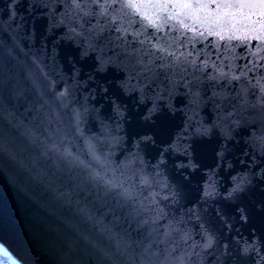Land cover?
Listing matches in <instances>:
<instances>
[{"label": "water", "instance_id": "1", "mask_svg": "<svg viewBox=\"0 0 264 264\" xmlns=\"http://www.w3.org/2000/svg\"><path fill=\"white\" fill-rule=\"evenodd\" d=\"M8 3L9 0H0V128L6 126L8 120L22 122L26 127L37 129L38 134H42L41 139L47 138L49 143L67 146L85 160H91L85 139L99 140L102 151H111L113 162L122 164L131 153L138 151L135 145L140 135H152L153 121L167 113L172 142H177L180 137L183 144L196 143L202 146V150L190 152L197 164L195 170L179 167L181 163L188 164L187 156L175 151L164 154L166 163L158 169L161 176L155 179L167 181L179 193V198L177 203L171 199L164 201L162 196L168 194V190L161 192L157 199L168 212V218L156 226L141 222L147 219V214H129L127 207L120 210L113 197H104L103 191L86 199L80 196L82 203L78 207L87 206L91 215L89 218L78 213L76 206L55 200L45 186L25 182L26 191L21 192L10 183L7 174L0 173V244L9 247L21 264H59V246L71 233L70 225H76L92 241L113 251L117 241L128 242L131 247L122 257V262L139 264L140 254L148 245H152L153 250L175 245L178 255L184 251L193 253L190 245L193 242L203 244L206 231L214 239L213 247L203 251L196 247L194 252L200 255L191 254L187 258L189 264H262L264 215H261L260 206L264 200V180L259 173L264 169V154H261L264 153V140L261 139L264 138V105L258 103V90L250 92L245 100L238 95V85H225L223 89L205 85L200 89L199 97L178 87L171 96L173 109L169 111L166 105L170 82L163 76L152 81L141 76L138 79L140 86L144 87L145 97V102L141 103V92L129 93L119 89V83L126 75L122 70L97 72L96 53L82 56L83 47L66 38L68 24L52 26L51 9L43 5H55L59 0H21L14 23L6 12ZM63 11L62 6L58 7L55 13L57 19ZM95 22L94 19L91 21L92 24ZM13 37L20 41L22 51L16 54L15 59H9L5 45L11 47ZM100 43L102 45L103 40ZM109 54L105 50V55ZM34 58H39L40 70L32 67L31 71L44 81L39 89L33 86L29 75ZM42 73H47L48 77L45 78ZM48 79L55 81V92L47 87ZM9 80L11 89L6 83ZM136 83V80L132 81V84ZM65 84L73 85L72 102L67 108L56 96ZM103 87H108L109 92L104 93ZM213 91H223L225 95L214 96ZM158 92L165 97L159 101L161 111L151 121H145L143 117ZM117 105L126 113L123 119L117 113ZM85 107L88 112H84ZM73 109L82 113L79 128L83 136L77 131ZM233 121H239V126ZM200 123L205 126L218 124L219 127L210 136L191 135L186 138L189 133L185 130L190 128L194 133ZM222 128L231 130V139L225 138ZM20 143L28 146L29 142L20 137ZM163 147L167 145L160 146ZM222 151L223 156L220 155ZM32 152L38 155L37 149L33 148ZM158 152L155 145H141L140 155L148 165L146 173L157 171L152 165L159 160ZM43 163L51 166L52 162ZM61 166L64 176L70 173L72 176L80 174L81 179L87 177L83 169H70L67 161H62ZM232 176L238 179L247 177L252 182L242 198L228 200L225 197L233 186ZM213 183L219 194L205 197V187ZM88 187L95 193L92 185ZM64 190L62 187L61 191ZM152 190L160 191V187L155 186ZM144 195H148V190ZM246 205L254 207L255 211L246 212L248 218L241 219L239 209ZM109 208L115 210V216ZM181 220L183 222L179 223V227L189 232L192 239L181 243L180 234L174 233L166 243H161L164 237L160 233L165 230L168 221L175 224ZM154 227L159 231L154 232ZM245 242L256 244L259 255L256 252L243 254ZM129 256L134 259L130 260ZM80 264L101 262L94 255H85Z\"/></svg>", "mask_w": 264, "mask_h": 264}, {"label": "snow or ice", "instance_id": "2", "mask_svg": "<svg viewBox=\"0 0 264 264\" xmlns=\"http://www.w3.org/2000/svg\"><path fill=\"white\" fill-rule=\"evenodd\" d=\"M20 2L9 0L6 6L7 15L13 23ZM43 6L51 9L49 15L53 27L68 24L69 34L66 38L83 47L82 56L96 53L97 72L120 69L126 74L119 83V89L129 93L139 91L143 99L144 87L140 86L138 77L143 76L152 81L163 76L171 84L167 89L169 111L173 109L171 96L178 87L199 97L200 89L205 85L220 89L225 85H238V95H242L245 100L250 92L258 90V103L264 105V0H59L55 5L45 3ZM60 6L64 11L59 13L57 19L55 13ZM93 19L95 24L91 23ZM5 47L9 59H15L16 54L22 51L16 37L12 38L11 47ZM105 50L110 54L105 55ZM32 67L40 70L39 58H34L29 68L32 84L39 89L44 81L31 71ZM42 75L48 77L47 73ZM133 80L137 81L135 85L132 84ZM6 83L11 89V81ZM47 87L55 92V81L48 79ZM72 89L73 85L65 84L62 91L56 92L57 99L65 108L72 102ZM102 90L104 93L109 92L108 87ZM213 95L223 96L225 93L213 91ZM163 99V93L159 92L153 98L154 101ZM73 111L81 122L82 113L77 109ZM88 111L85 107L84 112ZM152 117L149 111L144 119L151 121ZM233 123L239 126V121ZM153 124L152 135H140L135 145L138 151L131 153L124 163L116 164L111 159V151H102L99 140L85 139L87 154L91 157V160H85L67 146L49 143L47 138L41 139L42 134H38L37 129L8 120L6 126L0 128V173L7 174L10 183L21 192L26 191L25 182L45 186L55 200L76 206L78 213L89 218L91 215L87 206L78 207L82 203L80 196L86 199L103 191L104 197H113L120 210L127 207L129 214H147V219L141 222L156 226L167 220L168 212L161 206V200L157 199L159 193L152 189L155 186L167 189L168 194L162 198L164 201L171 199L177 203L179 198V193L167 181L155 179L161 176L158 169L166 163L164 154L175 151L187 156L188 164L181 163L179 167L195 170L197 164L193 162L190 152H199L202 146L196 143L183 144L180 137L173 143L169 135L170 117L167 113L157 116ZM217 127L218 124L205 126L200 123L194 133L190 128L185 130L189 133L186 138L191 135L210 136ZM221 132L226 139L232 138L230 129L222 128ZM80 135L83 136L82 131ZM20 137L29 142L28 146L21 145ZM141 145H155L159 149V160L152 165L157 170L154 174L145 171L148 165L140 155ZM161 145L167 147L160 148ZM33 148L38 150V155L33 154ZM26 152L27 156L24 155ZM223 154L222 151L220 155ZM46 161H51V166H45L43 162ZM62 161H67L70 169H83L87 177L81 179L80 174L72 176L70 173L64 176ZM259 175L264 180V169ZM251 182L247 177L237 179L236 186L228 190L225 198H242ZM89 184L96 190L95 193L89 189ZM62 187L64 191H61ZM145 190H148L147 196L144 195ZM216 193L215 183L205 187V197H212ZM261 204L264 206V200ZM109 211L115 216L114 209L109 208ZM239 211L241 219H247L245 213H252L255 209L246 205ZM261 215H264V207L261 208ZM182 222L174 224L168 221L165 230L160 233L164 237L161 243H166L174 233L180 234L181 243L191 240V234L179 227ZM70 229L71 233L63 239L58 249L59 264H80L85 255H94L101 264L109 261L111 264H123L122 257L131 247L126 241H117L113 251L92 241L76 225H70ZM153 231L158 232L159 229L154 227ZM204 236L203 244L193 242L190 245L193 253L184 251L178 255L175 245L156 250L148 245L140 254L139 264H189L187 258L191 254L200 255L194 252L196 247L203 251L213 244L211 235L205 231ZM251 252L259 255V248L256 244L245 242L244 253ZM129 259L134 257L129 256ZM261 260L264 264V257ZM0 264H20V260L9 247L0 244Z\"/></svg>", "mask_w": 264, "mask_h": 264}, {"label": "clouds", "instance_id": "3", "mask_svg": "<svg viewBox=\"0 0 264 264\" xmlns=\"http://www.w3.org/2000/svg\"><path fill=\"white\" fill-rule=\"evenodd\" d=\"M140 102L141 103H144L145 102V100H144V98L142 99V98H140ZM167 104H168V102H167ZM167 106V105H166ZM117 107H118V105L116 106V110H117ZM149 111H151V113H152V116H155V115H157L160 111H161V109H160V106H159V101H153L152 102V104H151V107L148 109V112H147V115L146 116H148L149 115ZM117 113H118V115L121 117V119H123V117L125 116V112H124V110H122V109H120L119 108V111H117ZM145 117H143V119H144ZM76 123H77V125L79 126V124H80V122H79V119L76 117ZM82 130L79 128V131L78 132H81ZM121 139H123V138H121ZM137 143V142H136ZM261 154H264V153H261ZM262 170V169H261ZM238 179V177L237 176H232L231 177V180H232V182H233V186L229 189V191H231L235 186H236V180ZM164 191V189H162V188H160V191H156V192H158L159 193V196H160V194H161V192H163ZM219 193H216L215 195H218ZM166 195V194H165ZM165 195H163L162 196V198L165 196ZM214 195V196H215ZM226 195H228V193L226 194ZM260 207H264V206H260ZM213 245H214V239H213V244H210V245H208V247L207 248H205L204 250H207V249H209V248H212L213 247ZM242 253L243 254H245L244 253V246H242Z\"/></svg>", "mask_w": 264, "mask_h": 264}]
</instances>
